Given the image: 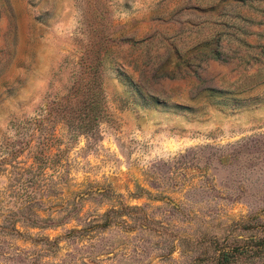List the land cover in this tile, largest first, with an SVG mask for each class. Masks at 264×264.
Listing matches in <instances>:
<instances>
[{
	"label": "rangeland",
	"instance_id": "rangeland-1",
	"mask_svg": "<svg viewBox=\"0 0 264 264\" xmlns=\"http://www.w3.org/2000/svg\"><path fill=\"white\" fill-rule=\"evenodd\" d=\"M0 264H264V0H0Z\"/></svg>",
	"mask_w": 264,
	"mask_h": 264
},
{
	"label": "trees",
	"instance_id": "trees-1",
	"mask_svg": "<svg viewBox=\"0 0 264 264\" xmlns=\"http://www.w3.org/2000/svg\"><path fill=\"white\" fill-rule=\"evenodd\" d=\"M218 42L219 41H217L216 44H214V46L211 47L209 52L206 53V58L223 60V53L220 50V46H219ZM180 66H181L180 63H176L175 66L172 68L171 73H168L167 71H164L166 69L161 68L160 70H163V71H162V73H160V76H169L171 78L180 77L181 75L179 73H177V72H180V70H181ZM192 73H194L198 78H200V75L197 71H192ZM88 104L90 107V106H92L93 103H88ZM87 124H88V122H86L85 124H82L79 128H81V130L88 128Z\"/></svg>",
	"mask_w": 264,
	"mask_h": 264
}]
</instances>
